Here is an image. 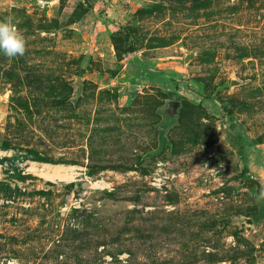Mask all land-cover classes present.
<instances>
[{
	"label": "rangeland",
	"instance_id": "obj_1",
	"mask_svg": "<svg viewBox=\"0 0 264 264\" xmlns=\"http://www.w3.org/2000/svg\"><path fill=\"white\" fill-rule=\"evenodd\" d=\"M8 18L0 264H264V197L238 190L264 186V0H0Z\"/></svg>",
	"mask_w": 264,
	"mask_h": 264
},
{
	"label": "clouds",
	"instance_id": "obj_2",
	"mask_svg": "<svg viewBox=\"0 0 264 264\" xmlns=\"http://www.w3.org/2000/svg\"><path fill=\"white\" fill-rule=\"evenodd\" d=\"M25 44L19 39L11 18L0 21V53L10 62L22 61L25 57Z\"/></svg>",
	"mask_w": 264,
	"mask_h": 264
},
{
	"label": "bare ground",
	"instance_id": "obj_3",
	"mask_svg": "<svg viewBox=\"0 0 264 264\" xmlns=\"http://www.w3.org/2000/svg\"><path fill=\"white\" fill-rule=\"evenodd\" d=\"M26 166L27 171L46 181H72L76 176L79 175V171H81V169H77L72 166L54 165L47 163L29 162L26 164ZM103 185L105 184L101 181L92 183V187L94 188Z\"/></svg>",
	"mask_w": 264,
	"mask_h": 264
},
{
	"label": "water",
	"instance_id": "obj_4",
	"mask_svg": "<svg viewBox=\"0 0 264 264\" xmlns=\"http://www.w3.org/2000/svg\"><path fill=\"white\" fill-rule=\"evenodd\" d=\"M190 56L185 57V62L189 60ZM237 82L232 80L231 86L236 85ZM74 86L76 87V95L80 93V88L82 86L81 79L77 78ZM132 88V87H131ZM180 108V103L177 101H168L166 103V107L164 110L161 111V113L168 118H172V121H175L178 114V109ZM83 188L87 187V184H82ZM238 190H246L249 193L253 194L258 200L263 199L264 197V186L255 178H249L243 180L242 184L238 186ZM241 222H244L245 224L251 225V221L248 218H241Z\"/></svg>",
	"mask_w": 264,
	"mask_h": 264
},
{
	"label": "built area",
	"instance_id": "obj_5",
	"mask_svg": "<svg viewBox=\"0 0 264 264\" xmlns=\"http://www.w3.org/2000/svg\"><path fill=\"white\" fill-rule=\"evenodd\" d=\"M165 177L164 176H160L159 174H156V177L153 178V183H160V182H164Z\"/></svg>",
	"mask_w": 264,
	"mask_h": 264
},
{
	"label": "flooded vegetation",
	"instance_id": "obj_6",
	"mask_svg": "<svg viewBox=\"0 0 264 264\" xmlns=\"http://www.w3.org/2000/svg\"><path fill=\"white\" fill-rule=\"evenodd\" d=\"M161 115L164 123L171 124L172 122H174L172 121V118L165 117L162 113Z\"/></svg>",
	"mask_w": 264,
	"mask_h": 264
}]
</instances>
